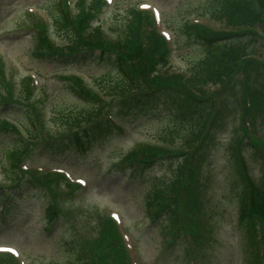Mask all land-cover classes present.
<instances>
[{
    "label": "rangeland",
    "instance_id": "obj_1",
    "mask_svg": "<svg viewBox=\"0 0 264 264\" xmlns=\"http://www.w3.org/2000/svg\"><path fill=\"white\" fill-rule=\"evenodd\" d=\"M211 1L111 0L108 5L105 2L103 5L102 0H73V12L75 16L79 14L78 19L83 13L90 14L91 24L83 29L84 40L96 36L110 41L122 40L134 6L142 9L141 4H149L157 15H161L159 26L161 32L171 38V51L167 53L168 62L143 85L144 77L134 74L131 68L126 66L132 80L121 79L118 71L104 66L99 59H90L92 62L71 60L68 63L37 59L32 47L38 27L47 26L53 45L63 50L81 43L82 37L75 29L62 30L54 22L52 14L57 9L58 0H0V118L7 116L21 129L22 122H28L22 116L31 111L34 121L30 131H23L25 138L18 137L9 127H3L7 131L0 132V204L4 203V207L0 206V246H9L19 252L17 263L6 255L11 263L77 264L79 255L75 252L78 248L75 240L82 233L93 234L98 220L89 214L96 212L95 215H99L98 211H101L110 215L112 212L120 214L123 237L127 239L134 264H262L264 244H255L256 239L250 242L245 227L252 231V225L247 221L240 223L238 194L244 187L243 173H249L247 176L258 187L264 188L261 155H264V116L262 108L254 111L245 102L247 96L253 94L249 86L252 87V83L247 82L249 78L256 79L258 83L259 91L255 97L262 95L264 67L247 72L231 68L228 63L217 67L222 74L231 69L234 78L215 79L216 85L205 83L202 89L205 94L212 93V102L206 108H194V118L180 125L174 126L171 116L158 113L159 109L156 110L158 114L136 111L124 119L126 124L122 130L111 127V131L104 133L108 126L105 127L100 130L99 139L91 141L83 151L57 149L58 153H54L52 147L45 150L53 139L88 128L82 126L94 122L99 114L117 120L115 111L123 98L128 94L146 93L157 86L154 84L157 77H167L163 72L182 75V85L189 86L190 80H186L185 73L204 56V48L192 40L191 35L179 31L178 26L182 22H202L217 32L243 33L249 30L242 24H230L221 14H216V19L211 18L207 7ZM149 9L153 12L152 8ZM256 24L260 30L256 41L243 39L228 53L250 52L255 58L264 60V23L257 21ZM105 73L104 78L101 74ZM29 76L34 79L36 90L32 88L33 93L29 89L33 79ZM122 80L125 82H118ZM69 83L89 85L100 101L92 103L79 99ZM87 85L82 88L87 90ZM174 88H169L168 95L175 94L181 98L180 89ZM16 101L21 102V106L14 109L2 105ZM98 103L101 113L94 114L91 119H87L90 116H80L98 111ZM205 116L216 118L213 132L207 138L205 148L193 159L192 182L187 175L183 181V192L177 194L181 208L186 205L189 208L192 202L199 205L192 207L179 220V230L184 227L185 234L165 242L162 241L164 230L161 220L151 218L146 208V197L155 188L161 189L159 194L163 196L176 194L179 188L173 174L180 169L182 156L172 153L135 175H130L129 169L116 171L114 164L130 157L137 147L166 145L165 148L176 153H194L192 149L197 144L195 139L200 121ZM17 143L22 150L20 162L24 171L17 169L21 173L18 171L13 179H6L11 178L6 173L13 172L8 170L10 160L5 152ZM229 150H235L238 156L240 151L243 154L242 174ZM11 168L16 169L13 165ZM53 171L70 173L69 180L74 183L85 178L88 185L74 192L77 193L75 195H64L70 187L61 177H57L60 178L57 183L51 175L48 176V172ZM45 177L52 178V189L38 180ZM18 183L29 186L15 188ZM4 186L7 189L1 190ZM8 186L14 189L10 190ZM6 191L12 194L9 200H5ZM55 202L62 205V212L72 223L68 222L69 218L61 217L51 226L47 210ZM194 225H199L203 238L195 237ZM252 243L256 245V251L250 245ZM0 264L4 263L0 260Z\"/></svg>",
    "mask_w": 264,
    "mask_h": 264
},
{
    "label": "trees",
    "instance_id": "obj_2",
    "mask_svg": "<svg viewBox=\"0 0 264 264\" xmlns=\"http://www.w3.org/2000/svg\"><path fill=\"white\" fill-rule=\"evenodd\" d=\"M56 6L57 9L55 8V12H52L53 16L55 17L54 19L56 24L60 26L62 30L73 29L72 25L70 24V10L67 1L58 0ZM224 6L226 8L222 9V4H220V7L216 10V12L222 13V15L226 16L232 23L247 24L250 26L255 25L257 21H262V23H264V0H246V2L241 6L239 3L228 0V3ZM131 13L132 15L130 21L127 24L125 36L122 40H104L99 36H96L94 39L84 40L83 29L87 24L90 25V14L83 13L80 17L81 22L75 31H77V33L83 38L82 42L79 43V46L84 44L88 49L80 48L77 50L72 45L73 47L71 48H74V50H71L70 48V53L63 51V53L60 55L47 41L46 34L42 31H39L37 32L34 40L35 43L33 44L34 54L37 57L48 55V57L53 58L54 60H66L67 63L71 60H74V62H87L91 61L90 59H99L100 62L104 64V66L114 68L116 71H118L121 79L132 80L126 70L127 66L132 69L134 74L136 73L143 76V81L147 82L156 71V68L162 64H166L168 61L166 49H164L165 41L153 29L152 20L148 14L139 12L136 9H133ZM212 13H215V10H213ZM56 14L58 17H56ZM178 29L180 32L186 35H191L190 37L192 40L198 41L205 47L204 56L197 60L190 70L191 76H189L188 79L193 82L192 87L182 85L184 82V77L182 75L166 74L167 77H157V81H155L154 84H157L160 89L150 94L138 93L136 95H130L126 97L118 107L119 114L126 116L134 111L146 112L154 109H162L168 113L177 123H181L194 118L196 114H192L194 108H206L205 103H209V101L212 102L210 99H205L194 94V89H197L199 92H203L199 86L204 85L208 81L215 80V75H220L219 70L216 69L218 66L220 67L224 63H230L232 66H236L235 62L238 58L234 56L235 53L230 54L228 51L234 49L235 46L241 42H236V44L220 43L221 40H217L220 38L215 37L217 34H213L199 26H189L186 22H182L181 25L178 26ZM251 39L254 40V37H251ZM101 76L105 78L106 73L101 74ZM118 82L125 81L122 80ZM69 84L70 89L79 99L92 103H95V101H100L90 91L82 88L83 86L81 84ZM170 86L175 87L174 89H180L181 98L176 97L175 94L170 96L164 93L165 91L169 92L168 87ZM98 106L99 103L96 106L98 111L93 113H90L89 111L81 114L80 116L83 118L90 116L87 119H91L93 116L101 113L99 112ZM100 115L101 114H99V116ZM25 118L29 120V125L31 127L33 124L32 116L27 114ZM207 120L208 116H205L202 125L203 127L200 128V131L202 129L204 130ZM103 123H110L107 119V116L105 115L104 121L100 122L98 125L99 129L103 128ZM3 127H9L13 132L19 134L18 131L12 128V126H10L8 123L0 120V132L2 130H6V128ZM105 127L107 126H104V128ZM91 128H93V126ZM107 129L108 127L106 130ZM84 133L85 135H88L86 132ZM84 139V134L75 133L74 135L62 138L59 141L48 145L46 149L48 150V147H52L56 152L58 150L73 147L74 144L81 143L82 141L83 142L80 145L83 146V144H85ZM134 150L135 151L133 154L126 160L137 161L138 171L142 168V166H150L153 159L160 158L165 153L163 149L155 147H137ZM6 151L10 160V164L15 166V163L22 153L19 143L15 144L13 147H8ZM229 155L232 159L237 161V169H239L242 174L244 165L243 162H241V158L238 156L237 152L235 150H229ZM179 166L180 169H178V172L173 174L175 182H177L176 187H178L180 184H184L183 181L187 175L190 176L191 182L193 180L191 175V171L194 169L193 159L189 156H185ZM195 171L197 172V169ZM243 179L244 187L238 194L240 200L239 208L242 212L241 221L247 220L250 222H255L261 220L264 222V188L255 187L247 177L246 173H243ZM262 184H264L263 179ZM44 186L48 189L51 188L47 183H45ZM151 199L152 196L150 193L146 197V204L148 205L147 208L149 213L154 217V214L156 215L157 213V208H160L162 204L157 202L153 203ZM197 204L199 205L198 202L196 204H193L192 202L190 207H194ZM174 210V212L168 214V219L166 220L167 224L161 225L163 227L164 233L167 236H172L177 232V219H179V213L176 207ZM168 211H170V209ZM246 230L249 232L248 228H246ZM98 235L100 248H102L104 253L102 256V261L104 264H128L120 239H117L115 235V229L110 221L100 217ZM167 236L164 238H167ZM75 252L79 255L77 264H90L91 254L85 243H81L80 245L78 244V248L75 249ZM0 260L4 264H12L11 261L5 257L0 258Z\"/></svg>",
    "mask_w": 264,
    "mask_h": 264
}]
</instances>
